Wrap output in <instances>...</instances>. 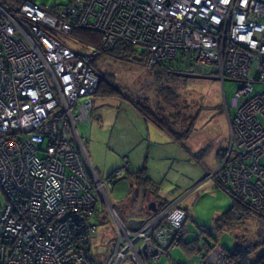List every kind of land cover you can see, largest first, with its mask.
I'll list each match as a JSON object with an SVG mask.
<instances>
[{"label":"built area","instance_id":"1","mask_svg":"<svg viewBox=\"0 0 264 264\" xmlns=\"http://www.w3.org/2000/svg\"><path fill=\"white\" fill-rule=\"evenodd\" d=\"M76 27L99 33L100 47L71 49ZM119 43L141 48L151 65L232 77L229 123L247 148L213 177L241 203L264 209V0H66L50 8L0 0V264H159L148 243L154 228L164 222L160 237L178 236L185 212L175 207L142 229L145 221L133 230L120 218L107 193L127 165L99 180L77 128L92 121L100 79L92 63ZM106 211L110 238L93 252L91 220L106 222ZM207 258L203 264H226L223 254Z\"/></svg>","mask_w":264,"mask_h":264},{"label":"rangeland","instance_id":"2","mask_svg":"<svg viewBox=\"0 0 264 264\" xmlns=\"http://www.w3.org/2000/svg\"><path fill=\"white\" fill-rule=\"evenodd\" d=\"M34 1L44 8L66 2V0ZM67 44L73 50L81 51L83 49L82 52H89L88 48H82V45L70 38L67 39ZM120 44L122 43L117 44L116 47ZM134 48L137 55L142 52L141 48ZM95 60L97 67L95 69L99 72L110 73L113 87L118 88L121 94L108 95L106 92H100L98 96L95 95L94 118L92 115L93 120L89 129L87 130L84 125H77L81 136L85 138V153L92 169L97 171L99 180H105L114 170L124 168L126 165L128 171L145 167L149 171V175L155 172L160 173L159 178L155 181L160 186V197H155V199H160L161 202L171 205V200L183 197L180 205L188 212V214L184 213L185 218L180 225H175L176 231L181 234L180 240L178 236L173 239L160 237L159 233H163V231L159 229L164 222L160 224L161 226L154 228L148 243L151 242L157 248L155 251L162 255L159 264H203L212 253H215L217 257L219 254H223V262L227 264L226 255L228 253L226 251L232 250L234 245L243 248L247 242L259 240L260 235H264V219L255 215L254 211L264 215V209L252 205L249 208V205L245 203L242 204L248 208V212L253 211L249 212L247 219H244L235 228L220 232L212 230L211 235L198 228V226L214 228L213 220L230 207L232 200H238L234 196L231 198L229 193L219 188L215 181L216 177H213L218 169L225 170L228 165L232 164L233 158L236 162L237 151L243 152L247 148V138L236 136L229 123L228 116L234 115L231 102L233 103L232 97L236 90L235 82L228 81L232 77L204 72L199 67L194 72H183L184 70L188 71L185 68L183 71L179 70L180 79H178L176 76H168L167 71L162 70L161 63L151 65L147 58L145 64L139 61H119L110 57H101ZM161 72L165 73L162 78L157 76ZM181 78L185 80L182 81ZM173 79L174 82L171 81ZM222 79L227 81L222 84ZM161 81L166 82L164 85L168 83L176 85L177 93L180 95L179 101H176L178 106H166V100L158 88L163 84ZM261 88L262 86L255 85V91ZM123 95L124 97H122ZM125 96L135 99L147 98L146 100L149 102L147 103L149 106L151 105V108L160 110L167 119L179 123L176 125L178 131L184 132L186 126L181 125V120L172 118L177 112H180L178 114L180 119L189 120L195 117L194 129L190 131L186 141L177 144L173 143L165 132L155 127L154 123H144L140 117L139 123L134 127L132 122L137 118L134 114L136 112ZM162 100H164L165 106L163 105L164 109L162 107L159 109ZM153 112H157V110ZM95 116L100 117L101 122L97 121ZM108 122L109 124H107ZM128 125L131 126L126 130V134L120 135L121 129L125 130ZM134 135L137 137L133 138ZM148 138L151 142L150 148L147 146ZM132 139L139 144H135L136 146L128 150ZM141 162L143 163L140 164ZM132 196L133 191L130 190L129 183L124 179L115 181L113 189L107 193L108 200L116 206L120 218L126 222L129 218L148 211L145 212L146 217L143 219L145 223L140 226L142 229L147 225L148 218L152 216L153 212L151 213V210L147 209L149 204L147 201L143 202V205L140 204L141 200L132 203ZM4 203L5 199L0 190V211ZM100 208L101 202L99 201L97 209ZM106 215V222L100 221L95 216L91 220L96 227L92 241L93 252L96 250L98 253H102L105 249L104 244L109 241V234L112 231L111 219L107 211ZM137 232L138 230L135 233ZM146 236L148 237V235ZM154 236L158 237L160 245L153 242ZM196 237L206 239L213 246L211 248L202 247L203 241L198 238L201 255L196 242L189 246H185L182 242ZM146 242L147 239L143 236L136 241L135 247L138 248ZM188 248L190 249L188 250ZM204 248L207 249L202 250ZM158 254L154 257H157ZM144 259L147 262L149 260L145 255ZM127 264L134 263L128 262Z\"/></svg>","mask_w":264,"mask_h":264},{"label":"trees","instance_id":"3","mask_svg":"<svg viewBox=\"0 0 264 264\" xmlns=\"http://www.w3.org/2000/svg\"><path fill=\"white\" fill-rule=\"evenodd\" d=\"M70 36L81 43L83 46H86L87 48H99L100 47V40L101 36L99 33L94 32L92 30L84 29V28H74ZM101 57H110L115 60L119 61H139L140 63H146V53L142 50L137 55L136 49L134 47H131L128 44H120L117 47L111 51V52H106V53H101L97 58ZM93 68L96 67V60L93 61L92 63ZM162 70L167 71V75L170 77L176 76L178 79L179 78V70L172 65L171 62L169 63H163L162 64ZM96 70V69H95ZM99 70H101L99 68ZM99 74V84L97 87L96 95L98 96L100 92H106L108 95H115L116 93L120 95L121 93L119 92L120 90L118 88L113 87L111 83V74L104 72V71H98L96 70ZM157 74V73H156ZM165 74V73H164ZM161 73H158L157 76H162L164 75ZM175 77V78H176ZM174 78V79H175ZM174 79L171 80L174 82ZM182 79V78H181ZM164 80V79H163ZM185 79H182V81ZM162 82V81H161ZM161 86H159V92L163 98L166 100L165 104L167 107H174L178 106V102L180 99V95H178L177 90H176V85L172 83L171 85L162 82ZM236 85V83H235ZM124 97V95L122 96ZM127 101L141 114L142 118L145 121H150L154 123L159 129L170 135L171 140L174 141L175 143L182 144L183 141H186L188 138L190 131L194 129V121L195 117H192L189 120H186L185 118L180 119L178 114L180 112H177L172 118H176L181 120V125L186 126V130L184 132L178 131L177 126L179 123L176 121H172L170 119H167L165 114H163L160 110L151 108L148 105V101L146 100L147 98H131L130 96L127 97L125 96ZM173 101V103H171ZM148 102V103H147ZM164 100L161 101L159 109L162 107L164 109ZM182 105V104H179ZM157 110V112H153L154 110ZM184 111V110H181ZM230 116V115H229ZM112 173L109 174L108 177H111ZM125 180L129 183L130 190L133 191V196L131 199V202L134 203L138 200H144L146 197L148 198L149 196L154 195L155 197H158V191L160 190V186L158 183H155L154 181L151 180V178L148 176L146 172L145 167H140L139 169L129 172L127 169L125 170V173L121 177V179H115L113 181V186L115 184V181L118 180ZM224 191H226L224 188H221ZM231 198L233 197L230 195ZM240 201L238 200H232V203L230 207L223 212L221 215L216 217L213 220V225L214 228H205L198 226L199 229L202 230V232H206L209 235H211V231L215 230L217 232L223 231V230H230L231 228H235L238 224H240L244 219H247L248 215L250 214L249 211ZM255 215L258 217H261L264 219V215L259 214L255 212ZM213 227V226H212ZM264 233V232H263ZM262 234V233H261ZM200 241H203L202 247H207L211 248L213 245H211L206 239L202 237H198ZM185 246H189L192 243L196 242L198 245V250L200 251V254L202 255L201 249H199V242L198 239L195 241H189V242H184L182 241ZM240 247V246H239ZM207 248H204L202 250H205ZM190 248H188L189 250ZM228 254L226 255L227 264H264V235H260L259 240H255L254 242H247L245 247H240L238 248L237 246L233 247L232 250L226 251Z\"/></svg>","mask_w":264,"mask_h":264},{"label":"crops","instance_id":"4","mask_svg":"<svg viewBox=\"0 0 264 264\" xmlns=\"http://www.w3.org/2000/svg\"><path fill=\"white\" fill-rule=\"evenodd\" d=\"M131 105V104H130ZM131 107L135 110V112L136 113H134L135 114V116H137V118L134 120V122H132L133 123V125H134V127L139 123V121L140 120H138L139 119V117H140V119H142L143 120V122L144 123H146V122H150V121H145L143 118H142V116H141V114L131 105ZM92 115H93V118H94V106H93V112H92ZM93 118H92V120H93ZM95 118L97 119V121H99V122H101V119H100V117H98V116H95ZM123 119H124V117H123ZM105 123V122H104ZM135 123V124H134ZM150 123H152V122H150ZM107 124H109V122L107 123ZM153 124V123H152ZM154 125V124H153ZM96 126V125H95ZM123 126V125H122ZM131 126V125H130ZM129 125L127 126V127H125L126 129L124 130H122L121 129V132H120V135H124V133L126 134V130L130 127ZM155 127H157L156 125H154ZM158 128V127H157ZM159 129V128H158ZM160 131H162L161 129H159ZM162 132H164V131H162ZM167 134V133H166ZM168 135V134H167ZM135 137H137V135H134V137L133 138H135ZM168 137H169V139L171 140V137L168 135ZM172 141V140H171ZM173 143H175L174 141H172ZM148 148H150L151 147V142L149 141V138H148ZM135 144H139V142H135V141H133V139L130 141V143H129V145H128V150H130L133 146H136ZM178 144V143H177ZM133 150V149H132ZM144 150V149H143ZM121 151H123V150H121ZM143 162H141L140 164H142ZM139 164V165H140ZM139 169V168H138ZM127 170H128V168H127ZM135 170H137V169H133V170H130L129 172H133V171H135ZM97 172V171H96ZM146 172H147V174H148V176L151 178V180L152 181H156L158 178H159V176H160V173H157V172H155L154 174H150L149 175V171H147L146 170ZM111 174V173H110ZM156 183V182H155ZM160 190L158 191V197H160ZM181 199H183V197L182 198H180V199H177V202H181ZM173 200H175V199H173ZM172 201V200H171ZM179 205H180V203H178ZM183 211H185L187 214H188V212L183 208Z\"/></svg>","mask_w":264,"mask_h":264},{"label":"flooded vegetation","instance_id":"5","mask_svg":"<svg viewBox=\"0 0 264 264\" xmlns=\"http://www.w3.org/2000/svg\"><path fill=\"white\" fill-rule=\"evenodd\" d=\"M145 201H147L149 204L150 203H153L154 204V208H155V212H153V214H152V216H155L156 214H158L159 212H162V211H164L165 209H167V208H169V207H175V208H177V209H180V210H183V208L181 207V205H179L178 203H180V202H177V199H175V200H172L171 202V205L170 204H168V203H166V202H161L160 201V199L159 200H156L155 199V196L154 195H152V197L151 198H145L144 199V201H140V204H142L143 205V202H145ZM155 201H157L156 203H155ZM136 202H138V201H136ZM136 202H134V203H136ZM149 204H148V206H149ZM157 205V206H156ZM147 209L149 210V208L147 207ZM145 212H148L147 210L145 211ZM144 212V214H138V215H136V216H133L132 218H129L128 220H127V222H128V224H129V220H132V219H134V220H137V221H140V223L143 221V219L146 217V213ZM185 212V211H184ZM151 213H152V211H151ZM142 216V217H141ZM152 216H150V217H152ZM124 220V219H123ZM179 237H181V234H178V239H179ZM196 239H198V237H196L195 239H191V240H183L184 242H189V241H195ZM180 240V239H179Z\"/></svg>","mask_w":264,"mask_h":264},{"label":"water","instance_id":"6","mask_svg":"<svg viewBox=\"0 0 264 264\" xmlns=\"http://www.w3.org/2000/svg\"><path fill=\"white\" fill-rule=\"evenodd\" d=\"M154 207L155 206H154L153 203H150L149 206H148L149 210H151L152 212H155L156 211ZM139 224H140V221H137V220H134V219L129 220V225L133 229H137L138 226H139Z\"/></svg>","mask_w":264,"mask_h":264}]
</instances>
